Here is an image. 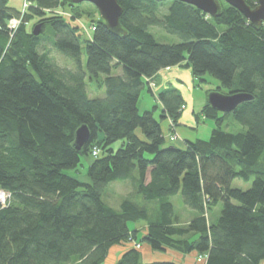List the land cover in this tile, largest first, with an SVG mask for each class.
<instances>
[{
	"label": "trees",
	"instance_id": "1",
	"mask_svg": "<svg viewBox=\"0 0 264 264\" xmlns=\"http://www.w3.org/2000/svg\"><path fill=\"white\" fill-rule=\"evenodd\" d=\"M221 1L212 17L178 0H118L126 35L99 17L88 38L77 7L73 18L56 12L70 0H29L25 10L0 0V190L9 194L0 204V264H183L144 261L145 244L162 255L195 253L203 264L263 263L264 24L256 29ZM153 28L179 41H159ZM46 42L74 65L58 63ZM174 66L190 68L196 86L209 74L223 91L253 98L230 113L207 102L200 114L216 121L210 137L168 143L162 123L178 126L186 100L174 86L154 91L151 83ZM87 77L104 97H90ZM145 88L160 105L140 112ZM228 117L237 129L223 128ZM84 124L90 139L78 151ZM83 156L91 158L88 180L67 172ZM237 178L252 185L234 187ZM114 181L133 188L120 209L104 200Z\"/></svg>",
	"mask_w": 264,
	"mask_h": 264
},
{
	"label": "rangeland",
	"instance_id": "2",
	"mask_svg": "<svg viewBox=\"0 0 264 264\" xmlns=\"http://www.w3.org/2000/svg\"><path fill=\"white\" fill-rule=\"evenodd\" d=\"M9 4L17 9H20L22 7L23 0H8ZM74 6L66 5L65 7L57 8L56 12L60 13H66L67 15L72 16V9L77 7L78 10L81 11L79 17H76L75 20L80 26V31L84 34V36L90 38L92 37L93 27L95 25V20L100 17L99 11L97 7L89 2H82V3H72ZM77 6H76V5ZM79 4V5H78ZM51 28H48L46 31L47 34L44 35L45 38H48V35L50 34ZM154 33L157 36V39L159 41H166V42H173V41H179L178 37L175 35H171L166 33L165 31L157 28H153ZM49 32V34H48ZM46 47L48 49H51V52L55 56V58L58 60V63H60L62 66L66 65H74V62L65 54L60 52L58 49H56L52 43L46 42ZM52 45V46H51ZM83 66L84 70L87 71L86 67V52H85V46L83 44ZM168 71V70H166ZM163 71V72H166ZM123 72L122 68H118L114 70L115 74H119ZM104 76H100L99 79L102 80ZM207 78L209 82H203L202 86L195 85L193 76L191 73L190 68L184 67V66H174L166 76L160 79H156L152 82V86L154 91H158V89L174 86L178 88L176 85L180 87V89L183 92L184 98H189L192 96V100L190 103H187V106L184 107V113L181 117V124L178 126H174L171 119H168V123L166 124V120L163 121L162 126L165 131V136L168 138V143H174L176 145H184V141L186 138H189L191 140H194L196 138H202V139H208L210 137L212 129L216 126V121L207 118L205 115H201L200 111L203 109V107L208 102V92L207 91H220L223 93H227L226 91H223L221 87H218V80L214 78L211 75H207ZM171 81H168V80ZM181 80V81H179ZM98 80L94 78V80H90L89 77H87V89L89 92L90 97L96 98V97H104L106 95L105 88H99L98 86ZM164 83V84H163ZM179 89V88H178ZM229 94V93H227ZM193 101V102H192ZM159 104L160 101L157 97L152 96L150 92H148L147 88L143 89L139 103L138 108L140 112H144L145 110L151 109L154 104ZM195 104V108H194ZM160 105V104H159ZM195 109V110H194ZM188 113L191 114L190 116H186ZM198 114L199 118H197L196 114ZM230 113V112H229ZM227 118V117H226ZM223 128L227 130H235L236 127L232 126L231 120L228 119L224 122ZM91 162V158L88 156H83L81 164L76 169L67 170V172L78 176L82 180H88V166ZM253 182V178H251L249 181H244L242 179H235L232 183L234 187L241 188V189H248ZM133 191L132 185L130 181H114L109 184L107 187V191L104 196V200L106 203L114 207L115 209H120V205L122 200L126 198L128 195H131ZM8 200V199H6ZM7 201L4 203L0 201L1 205H6ZM173 203L175 206V209L178 214H182L184 208L186 207L180 194L178 197L173 198ZM189 218V216H188ZM188 219H185L187 221ZM131 227H137L139 229H144L146 227L145 222H131ZM150 248L148 244H145L141 246V251L145 253L146 249ZM151 249V248H150ZM152 250V249H151ZM152 254L155 255L156 258H170V259H177L179 262H182L183 264H203V261H200L197 256H194L193 258H189L188 256L180 255L174 251H168L167 254L162 255L161 253L151 251ZM119 252L117 253L118 256ZM199 257V256H198ZM112 258L110 257L108 259V264H111ZM187 262V263H186ZM264 264V261L263 263Z\"/></svg>",
	"mask_w": 264,
	"mask_h": 264
},
{
	"label": "water",
	"instance_id": "3",
	"mask_svg": "<svg viewBox=\"0 0 264 264\" xmlns=\"http://www.w3.org/2000/svg\"><path fill=\"white\" fill-rule=\"evenodd\" d=\"M72 3L89 2L94 4L105 26L116 35H126L127 31L120 22L123 7L118 0H70ZM196 6L212 17L221 15L223 5L221 0H178ZM230 6L237 8L256 29L264 24V0H257L255 5H250L246 0H223ZM41 24L33 28L35 35L40 34ZM208 103L217 111L229 113L234 111L239 104L251 100L253 95L244 92L223 93L217 90L208 93ZM90 139V129L81 125L75 132L74 147L80 151Z\"/></svg>",
	"mask_w": 264,
	"mask_h": 264
},
{
	"label": "crops",
	"instance_id": "4",
	"mask_svg": "<svg viewBox=\"0 0 264 264\" xmlns=\"http://www.w3.org/2000/svg\"><path fill=\"white\" fill-rule=\"evenodd\" d=\"M171 69H169L168 71H170ZM164 71H166V70H164ZM168 71H166V72H161L159 75H158V77L156 78V79H160V81L162 80V78L164 77V76H166V74L168 73ZM168 81H171L170 79L168 80ZM179 81H181V80H179ZM172 82V81H171ZM164 84V83H163ZM179 89H180V87L178 86V85H176ZM181 90V89H180ZM182 91V90H181ZM183 93V92H182ZM185 100H186V104H185V106H187V103H190L191 102V100H192V96H190L189 98H185ZM193 102V101H192ZM194 108H195V104H194ZM195 110V109H194ZM186 116H190L191 117V114L190 113H188ZM168 123V119L166 120V124ZM180 124H181V121H180ZM186 139H189V138H186ZM185 139V140H186ZM185 142V141H184ZM180 146V145H179ZM183 146V145H182ZM146 252L145 253H143V260L144 261H146V262H148V261H152V260H156L157 258L155 257V255L154 254H152L151 253V249L148 247V249H146L145 250ZM185 256V255H184ZM189 258H193L194 256H196V254L195 253H192V254H188L187 255ZM186 256V257H187ZM187 263V262H186ZM187 264H189V263H187Z\"/></svg>",
	"mask_w": 264,
	"mask_h": 264
},
{
	"label": "built area",
	"instance_id": "5",
	"mask_svg": "<svg viewBox=\"0 0 264 264\" xmlns=\"http://www.w3.org/2000/svg\"><path fill=\"white\" fill-rule=\"evenodd\" d=\"M28 5H29V0H23V9L24 10H25L26 7H28ZM18 23H19L18 19H12L11 20V27H17ZM94 29H95V27H93V30ZM168 69L169 68H167V70ZM151 86H152V83H151ZM152 89H153V87H152ZM95 153H96V151H94V154ZM8 198H9V194H7L6 192L0 190V201H2L4 203L5 201H7L6 199H8ZM138 247H139V245H138ZM199 259H200V261L203 260V258H201V257Z\"/></svg>",
	"mask_w": 264,
	"mask_h": 264
}]
</instances>
